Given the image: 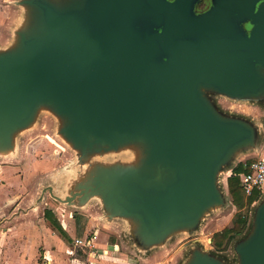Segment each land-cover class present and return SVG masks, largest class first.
<instances>
[{"label": "water", "instance_id": "water-1", "mask_svg": "<svg viewBox=\"0 0 264 264\" xmlns=\"http://www.w3.org/2000/svg\"><path fill=\"white\" fill-rule=\"evenodd\" d=\"M199 1L23 0L32 12L28 31L15 47L0 50V147L42 103L65 117L62 131L84 149L142 143L140 164L110 167L54 197L71 203L102 191L113 214L134 221V255L144 264L162 257L154 244L222 203L232 171L257 157L226 168L218 187L217 173L255 130L219 114L203 88L229 97L264 91V0H208L197 10ZM10 24L6 17L0 45L8 42ZM44 190L53 196L50 186ZM22 201L20 208L32 210ZM234 250L235 264H264V199ZM227 259L195 250L188 264Z\"/></svg>", "mask_w": 264, "mask_h": 264}, {"label": "rangeland", "instance_id": "rangeland-1", "mask_svg": "<svg viewBox=\"0 0 264 264\" xmlns=\"http://www.w3.org/2000/svg\"><path fill=\"white\" fill-rule=\"evenodd\" d=\"M207 5L208 0H200L196 9L201 10ZM31 13L23 0H0V18L8 17L11 22L8 42L0 45L1 51L15 47L19 33L28 31ZM2 33L3 28L0 29V35ZM203 93L219 114L224 117H237L255 130L254 140L239 147L235 156L217 173V185L223 189L226 168L247 155L264 157V91L244 97H229L208 88H203ZM65 122V117L56 113L49 104H39L31 120L14 131L10 145L0 147V187L10 186L9 181L12 180L15 193L20 196L17 202L22 198L23 206L32 207L29 214L31 220H38L41 216L44 218L45 211L50 209L59 222L62 220L65 224H72V232L79 236L84 231L90 235L97 233L104 240L122 241L128 247L127 253H118V258L109 260L108 264H144L142 259L138 260L134 255V250L138 249L137 238L133 232L134 221L126 216L113 214L102 191L91 192L84 199L76 198L71 203H64L54 197L64 198L79 190L81 184L92 183L95 177L102 176V172L110 167L140 164L144 157V146L139 141L128 140L114 149L106 145H92L84 149L65 136L62 131ZM48 186L51 187L53 196L49 191H43ZM257 191L256 203L251 202L243 207L233 203L229 192L222 203L210 206L196 225L181 226L161 242L154 244L152 251H161L159 255L162 254V257L156 258L151 264H188L195 250L210 252L221 258L228 257L227 261L235 264L237 255L234 246L251 231L255 208L264 199V190L261 188ZM7 202L2 200L0 205ZM238 212L245 215L242 230L229 233L220 247L213 240L210 244L212 247L208 246L206 238L211 233L213 237L215 232L225 226H231ZM44 220L47 226L53 227L47 219ZM67 239L69 246H76L74 253L78 256L82 254L76 239L72 245L69 234ZM54 245L59 247V242L56 241ZM141 249L142 252L138 254L146 256L148 250L143 252L145 248ZM70 254L74 257L72 252ZM39 263L45 262L39 259Z\"/></svg>", "mask_w": 264, "mask_h": 264}, {"label": "crops", "instance_id": "crops-1", "mask_svg": "<svg viewBox=\"0 0 264 264\" xmlns=\"http://www.w3.org/2000/svg\"><path fill=\"white\" fill-rule=\"evenodd\" d=\"M3 23H6L5 17L0 18V29ZM9 182L12 187H0V201H8L7 204L0 205V264H41L39 259L44 261V264H53V262L58 264H65L66 262V264H86L88 261L108 264L109 260L117 259L118 253H122L118 247L112 249L113 244L118 246L116 242L104 240L95 233L96 253H90L88 249L79 247L82 254L78 256L77 253H74L76 248L73 244L74 240L92 235L83 231L79 236L76 232H72L74 228L72 224H65L60 219V223L67 233L64 237L57 228L54 226L50 228L45 224V217L41 216L38 220H31L29 217L31 210L18 206L17 200L20 196L15 193L16 189L12 180ZM68 234L72 239V246L68 245ZM56 241L59 242V247L54 245ZM68 250L69 252H67ZM71 252L74 257L70 254Z\"/></svg>", "mask_w": 264, "mask_h": 264}, {"label": "trees", "instance_id": "trees-1", "mask_svg": "<svg viewBox=\"0 0 264 264\" xmlns=\"http://www.w3.org/2000/svg\"><path fill=\"white\" fill-rule=\"evenodd\" d=\"M242 169L243 168L241 163L234 169V171L237 172V171H241ZM227 183H228L229 192L233 199V203L238 207H243L245 205L250 204L258 195V191L255 190L251 195L246 196L244 190L239 184V179L237 176L230 175L227 179ZM45 219H47L54 227H56L64 236L67 235L61 223L50 209H47L45 211ZM244 223H245V215L242 212H238L235 218L232 220L231 226H225L223 229L213 234L212 237L213 243L216 246L220 247L224 242V240L226 239V237L228 236V234L240 232L244 226Z\"/></svg>", "mask_w": 264, "mask_h": 264}, {"label": "built area", "instance_id": "built-area-1", "mask_svg": "<svg viewBox=\"0 0 264 264\" xmlns=\"http://www.w3.org/2000/svg\"><path fill=\"white\" fill-rule=\"evenodd\" d=\"M241 164V163H240ZM241 171H232L231 176H237L239 184L244 190L246 196H249L255 190H260L264 185V157H255L242 162ZM95 236H83L76 239V243L80 247H86L93 253L97 251L94 245ZM86 264H97L94 261H88Z\"/></svg>", "mask_w": 264, "mask_h": 264}, {"label": "bare ground", "instance_id": "bare-ground-1", "mask_svg": "<svg viewBox=\"0 0 264 264\" xmlns=\"http://www.w3.org/2000/svg\"><path fill=\"white\" fill-rule=\"evenodd\" d=\"M163 174H164V172L162 171L161 175H163ZM111 247H112V249H117L118 246L116 244H113Z\"/></svg>", "mask_w": 264, "mask_h": 264}]
</instances>
